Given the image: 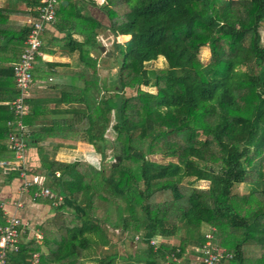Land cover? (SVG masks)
<instances>
[{
  "label": "trees",
  "instance_id": "16d2710c",
  "mask_svg": "<svg viewBox=\"0 0 264 264\" xmlns=\"http://www.w3.org/2000/svg\"><path fill=\"white\" fill-rule=\"evenodd\" d=\"M40 5L0 0V159L14 156L13 67ZM55 7L41 39L49 31L48 41L77 52L81 65L73 82L55 86L54 107L28 97L22 122L39 125L26 135L38 161L26 172L42 177L30 192L41 185L62 199L33 195L53 215L37 226L40 243L19 240L6 263L29 264L38 252L44 264H204L199 248L209 240L223 253L218 264H264V0H56ZM102 32L116 67L109 85L90 55L100 52ZM159 58L163 66H145ZM54 138L67 142L58 146L85 143L100 165L57 159L45 142ZM108 150L119 157L115 165L104 163ZM19 172L4 171L8 179ZM241 183L246 193L236 191Z\"/></svg>",
  "mask_w": 264,
  "mask_h": 264
},
{
  "label": "crops",
  "instance_id": "0c3cea01",
  "mask_svg": "<svg viewBox=\"0 0 264 264\" xmlns=\"http://www.w3.org/2000/svg\"><path fill=\"white\" fill-rule=\"evenodd\" d=\"M47 29H50L52 31L49 26ZM45 32L43 34L42 40L43 55L41 57H38L35 61L33 67L34 76L29 89L28 97L29 99L37 103L47 104L50 105V107H54V99L58 94V90L55 86L73 82L71 72L73 69L78 68L81 64L78 61L77 52H70L66 50L59 42L50 43L48 41L50 32ZM103 33L106 32H102L101 34ZM74 37L79 39V37L76 35H74ZM99 37L102 38L100 34L98 35V39ZM123 37L124 36H121L120 39L122 40ZM92 53L93 50L90 53L91 56H93ZM105 55L106 58L109 57V55H107L106 53ZM97 60V67H99L100 58L97 57ZM60 107H66V105L61 104ZM38 126L39 125H34L33 127H28L27 129L28 131L37 129ZM45 142L50 143L48 150L49 152L50 150H52L57 159H59V155H61L59 153L60 149L75 150L80 147L84 149V157L82 158L93 163L90 157H95V152L83 142H76L73 147L58 146L59 143H67L66 141H63L59 138L48 139ZM85 150L87 152H85ZM86 154L88 155V157L86 156ZM36 158L37 155L35 149H32V147H28L26 152L25 166L27 167L28 165L35 163L37 165L38 161ZM27 179L30 181H35L34 184L42 183V177L39 174H35L31 177L27 174ZM21 184L22 179L19 177V174H17V176L13 177L12 179H8L4 171H0V205L2 206V214L4 216V219L7 215H14L21 219V221L23 222V229L20 235V241L24 242L29 239H35V235L40 234L37 228L38 224L48 216H52L53 212L48 204L34 201V192H30L31 186L29 187L27 192L22 193L19 190ZM17 203H20V205H17ZM93 238L97 239L96 237ZM36 242L40 243V240H36ZM107 247V244L103 245L104 249H106ZM41 250H44V248H41Z\"/></svg>",
  "mask_w": 264,
  "mask_h": 264
},
{
  "label": "built area",
  "instance_id": "2783aa9c",
  "mask_svg": "<svg viewBox=\"0 0 264 264\" xmlns=\"http://www.w3.org/2000/svg\"><path fill=\"white\" fill-rule=\"evenodd\" d=\"M55 6L56 0H41V5L37 8V18L34 21H30L31 28L25 38L23 50L13 67V78L18 94L9 103L15 119L13 121H7V124L11 126V130L7 135V143L9 148L13 151L14 156L13 159H0V170H20L19 177L22 179V184L19 190L22 193L27 192L29 187L35 183V181L27 179L25 159L27 150L26 135L28 129L23 124L22 118L29 111V105L26 100L32 83V69L36 58L43 55L41 34L45 27L54 19ZM33 195L49 198L56 197L57 201L62 199L60 195H56L49 188L41 185L38 186V189L34 191ZM17 205H20V203H17ZM0 208L2 209L1 205ZM22 226L23 222L21 219L14 215H7L4 223H0V264H7V254L18 250ZM205 236L207 238L210 237L209 234ZM35 239L39 241L41 235L36 234ZM151 243H155V240H151ZM199 250L202 252L200 259L204 264H218L223 257V253L212 246L209 240H206ZM225 256L230 255L225 254ZM29 264L44 263L40 261L39 253L34 252L31 255ZM192 264L196 263L193 262Z\"/></svg>",
  "mask_w": 264,
  "mask_h": 264
},
{
  "label": "rangeland",
  "instance_id": "374dc122",
  "mask_svg": "<svg viewBox=\"0 0 264 264\" xmlns=\"http://www.w3.org/2000/svg\"><path fill=\"white\" fill-rule=\"evenodd\" d=\"M100 36L102 38L99 37V40L102 41V45L104 46V51L103 52H98L97 50H93V56H96V57H99L100 58V66L97 67L98 69V73L99 75L101 76L102 79H104V81L109 85V83L111 82L112 78L114 77L115 73H116V67H115V64H114V61L112 60V58L110 57L109 59L106 58L105 56V53L106 51H109L108 49L110 48V37H109V34L106 32V33H103V34H100ZM127 37L124 36L122 38V40H125ZM101 45V46H102ZM208 55H209V52H208V49L206 47H202L200 49V52H199V57L202 61H206L207 58H208ZM116 63H118V61L116 60ZM164 65V61L162 58H159L155 61H152V62H149V63H146L145 66L147 68H152V67H161ZM111 86V84H110ZM111 88V87H110ZM109 88V89H110ZM111 135L110 133H108V138H110ZM85 152H87L85 150ZM50 153L52 154V150H50ZM61 155H59V159H62V160H73V159H77V158H82L84 157L83 156V153H84V149L83 148H77L75 150H72V149H60V152H59ZM108 155L110 153V151L108 150ZM86 156L88 157V155L86 154ZM94 156L95 157H90L91 161H93V163L98 166L100 165V160H99V157H98V154L94 153ZM110 156L112 155H109L107 156V158H109ZM86 157V158H87ZM151 159H154V160H158V161H165V159H163L160 155H152L150 156ZM106 158V159H107ZM106 159L104 160V163H109V161H106ZM28 168V166H27ZM195 185H197L198 187H205L207 185V182L206 181H196L194 183ZM236 191L237 192H240V193H246L248 190H249V185L247 183H241V184H238L236 186ZM205 228V227H204ZM128 244L126 245V248L128 246V249L129 250H132L134 249V245H135V241L134 242H127ZM121 243L120 244H116V247L117 249L119 250L120 254L123 253V249L121 247ZM103 248V247H102ZM112 248L111 244L108 245V247L104 250V251H110Z\"/></svg>",
  "mask_w": 264,
  "mask_h": 264
},
{
  "label": "water",
  "instance_id": "95a60500",
  "mask_svg": "<svg viewBox=\"0 0 264 264\" xmlns=\"http://www.w3.org/2000/svg\"><path fill=\"white\" fill-rule=\"evenodd\" d=\"M100 51H104V47L103 46H99ZM107 55H110V52H106ZM119 160V157L116 156H110L109 158L106 159V161L112 162L113 165H115L117 163V161Z\"/></svg>",
  "mask_w": 264,
  "mask_h": 264
}]
</instances>
